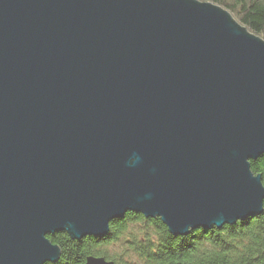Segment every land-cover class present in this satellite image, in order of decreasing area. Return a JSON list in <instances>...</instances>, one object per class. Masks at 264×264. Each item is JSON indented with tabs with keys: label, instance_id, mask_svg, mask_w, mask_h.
<instances>
[{
	"label": "water",
	"instance_id": "obj_1",
	"mask_svg": "<svg viewBox=\"0 0 264 264\" xmlns=\"http://www.w3.org/2000/svg\"><path fill=\"white\" fill-rule=\"evenodd\" d=\"M262 154L264 38L224 7L0 0V264L127 211L175 234L259 213Z\"/></svg>",
	"mask_w": 264,
	"mask_h": 264
},
{
	"label": "trees",
	"instance_id": "obj_2",
	"mask_svg": "<svg viewBox=\"0 0 264 264\" xmlns=\"http://www.w3.org/2000/svg\"><path fill=\"white\" fill-rule=\"evenodd\" d=\"M216 3L251 32L264 38V0H202ZM262 175L264 154L251 160ZM61 248L55 262L86 264L90 256L105 257L115 264H264V200L259 213L232 223L196 227L185 234L172 233L160 217L127 211L111 221L108 234L75 239L69 233L49 236ZM119 246L120 252L112 251Z\"/></svg>",
	"mask_w": 264,
	"mask_h": 264
},
{
	"label": "rangeland",
	"instance_id": "obj_3",
	"mask_svg": "<svg viewBox=\"0 0 264 264\" xmlns=\"http://www.w3.org/2000/svg\"><path fill=\"white\" fill-rule=\"evenodd\" d=\"M122 249L119 246H115L114 248H112V251L114 252H120Z\"/></svg>",
	"mask_w": 264,
	"mask_h": 264
}]
</instances>
